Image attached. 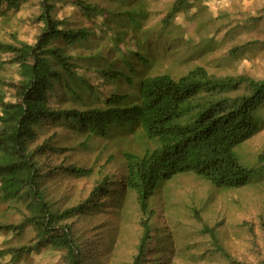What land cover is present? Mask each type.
<instances>
[{"label":"trees","instance_id":"16d2710c","mask_svg":"<svg viewBox=\"0 0 264 264\" xmlns=\"http://www.w3.org/2000/svg\"><path fill=\"white\" fill-rule=\"evenodd\" d=\"M28 1L37 5L34 23L42 24L35 40L21 39L15 30L7 32V40L0 39V53L6 54L0 58V200L15 208L19 217L13 223L0 222V231L19 235L31 228L34 236L27 244L0 248V259L9 256L7 263L13 264L43 247L63 251L61 264H85L91 259L84 258L67 221L97 207L99 195L113 197L111 179H120L105 176L85 200L64 209L53 207L43 188L50 174L86 177L92 169L41 162L50 152L66 151L53 137L40 140L41 133L52 127L55 136L58 128H68L87 138L131 135L143 144L141 153L125 150L122 154L125 175L120 185L135 194L140 210L141 232L129 264H149L148 246L164 247L152 233L159 230L150 201L166 182L192 174L215 187L235 189L261 173L264 154L258 155V166L252 167L240 162L234 148L263 127L264 78L248 73L219 76L201 65L177 77L165 72L139 73L152 61L138 52L122 54L121 45L129 32L137 33L148 19L145 0H105L109 6L68 0L93 27L58 18L57 4L64 0H0V16L8 22V13ZM188 2L174 0L165 25ZM262 19L248 20L256 25ZM96 23L110 44L107 48L96 41ZM85 73L96 74L109 84L132 85L138 78L136 91L99 98L100 84H92ZM189 216L200 224L197 232L207 242L194 254L197 261L217 256L227 264H246L222 243L217 224L205 222L195 207L189 208ZM258 264H264V257Z\"/></svg>","mask_w":264,"mask_h":264},{"label":"rangeland","instance_id":"374dc122","mask_svg":"<svg viewBox=\"0 0 264 264\" xmlns=\"http://www.w3.org/2000/svg\"><path fill=\"white\" fill-rule=\"evenodd\" d=\"M86 1L102 6L110 3L105 0ZM173 1L145 0L148 19L137 33L129 32L125 44L121 45L122 54L134 56L138 52L152 61L150 67L142 68L139 73L153 75L165 72L177 77L195 65H201L209 73L219 76L248 73L264 78V19L256 25L248 20L264 17V0H189L186 7L165 25ZM35 13L37 5L28 1L8 13V22L0 16V39L7 40V32L15 30L19 38L33 42L42 26L34 23ZM79 13L78 8L64 0L57 4L55 15L93 27V23ZM98 24L96 41L107 48L110 44L99 32ZM4 56L6 54L0 53V58ZM84 76L95 86L100 84L99 98L103 99L111 93L132 95L138 81L134 78L132 85L123 82L109 84L102 82L96 74L85 73ZM261 112L264 115V107ZM57 130V136L55 127L43 131L40 140L53 137L58 147L66 148V151L50 152L49 156H42L41 162L48 166L71 164L90 167L92 174L86 177L65 172L50 174L43 188L55 208L64 209L85 200L94 185L105 176L123 180V152L141 153L144 148L131 135L110 139L87 138L74 129ZM234 151L242 164L258 166V155L264 154V123L258 133L236 146ZM262 164L259 165L261 173L241 188L221 189L192 174L178 175L166 182L150 201L159 230L157 234L156 230L152 233L160 238L164 247L148 246L150 250L146 257L149 264H159V260L165 264H227L217 256L197 261L194 254H198L199 248L203 244L206 246L207 242L197 232L200 224L189 216L190 207L199 209L205 222L217 224L220 239L234 258L246 264H258L259 258L264 257ZM111 181L115 188L113 197L99 195L97 207L67 221L72 225L79 249L84 250V258L91 257L85 264H129L135 253L141 232L138 203L131 190L121 188L119 180ZM17 215L15 208L0 200V222H16ZM33 236L31 228L19 235L0 231V248L27 244ZM62 253L43 247L40 252L24 256L13 264H61ZM8 258L0 259V262L8 264Z\"/></svg>","mask_w":264,"mask_h":264},{"label":"clouds","instance_id":"9594fccd","mask_svg":"<svg viewBox=\"0 0 264 264\" xmlns=\"http://www.w3.org/2000/svg\"><path fill=\"white\" fill-rule=\"evenodd\" d=\"M123 156V155H122ZM124 159V158H123ZM125 162V161H124ZM82 167V166H81Z\"/></svg>","mask_w":264,"mask_h":264}]
</instances>
